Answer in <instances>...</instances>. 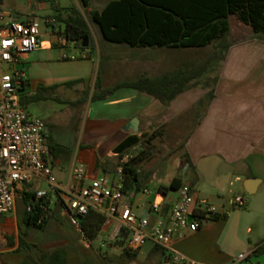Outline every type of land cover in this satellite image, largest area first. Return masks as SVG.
<instances>
[{
	"label": "crops",
	"instance_id": "1",
	"mask_svg": "<svg viewBox=\"0 0 264 264\" xmlns=\"http://www.w3.org/2000/svg\"><path fill=\"white\" fill-rule=\"evenodd\" d=\"M97 1L101 0H90L89 6L83 7L89 16L90 11H101L112 0H106L100 9L91 8ZM3 9L13 17L9 7L3 6ZM228 23L230 43L222 57H210L211 46L158 48L96 42L90 44L89 50L77 51L82 55L68 60L73 63L68 67L61 55L60 60L44 62H28L26 55L28 85L22 95L56 100L75 111L62 126L45 123L48 147L45 160L57 182L68 183L72 168L81 163L86 169L87 181L107 175L114 184L119 166L133 160L138 189L131 188L135 192L132 199L126 191L123 203L136 214L147 213L153 199L161 200L169 209L183 184L190 186L196 199L211 201L220 212L217 219L176 239L174 249L201 264H230L239 254H247L245 264H264V38L257 37L249 25L234 15L228 17ZM175 49L191 55L176 66L173 64L172 69L162 71L166 67L163 59L175 60ZM185 64L204 67L203 73L167 104L128 88L118 89L103 100L91 99L97 92V76L100 87L106 89L141 76L158 77ZM56 66L61 68L58 74L51 70ZM195 115L192 128L179 140L181 124ZM133 119L138 121L136 132L131 125ZM159 130L164 145L170 142L172 148L180 150L177 159L169 157L164 162L163 150L156 157L144 155V150L139 152L144 156L129 154L142 143L150 144L151 140L147 139L154 133L157 137ZM172 133L174 141H169L168 135ZM133 135L139 138L138 143L117 153L116 148ZM170 162L174 172L169 174ZM173 179L180 180L179 187L163 192L161 188ZM28 187L34 189L33 185ZM244 187L252 193L248 194ZM22 197L17 198L14 210L8 214L13 217L0 223L2 227L13 225V236L5 237L8 244L0 249V254H20L25 264H113L116 261L117 258H111L106 262V254L112 253L109 248L103 251L94 243L87 244L58 208L40 230L50 227L49 234L29 239L27 230L34 227L23 223ZM236 197L245 200L244 207L234 206ZM36 244H41L42 251H33ZM147 244L150 247L142 262L153 259L154 264H167L164 251L151 242ZM118 246L113 251L120 247L126 249V244ZM259 246V251L254 253ZM48 248L68 252L57 254L46 251Z\"/></svg>",
	"mask_w": 264,
	"mask_h": 264
},
{
	"label": "built area",
	"instance_id": "2",
	"mask_svg": "<svg viewBox=\"0 0 264 264\" xmlns=\"http://www.w3.org/2000/svg\"><path fill=\"white\" fill-rule=\"evenodd\" d=\"M44 33L52 36L51 44L61 50L62 59L75 60L82 55L71 51L76 42L66 39L62 21L54 17L39 21L33 15L20 21L3 9L0 0V215L11 213L17 198L28 193L31 195L30 203L25 206L27 212L37 205L41 210L38 218L46 220L58 208L87 244L97 240H89L81 228L88 211L103 215L105 221L113 219L116 227L109 241L98 242L99 250L107 248L126 230L125 248L129 253L151 242L164 251L167 264H201L174 249V241L217 219L220 212L211 201L196 199L189 185L178 188L169 209L161 200L153 199L147 213L138 215L123 203L121 165L114 184L107 175L87 181L81 163L72 168L68 183L60 184L54 179L45 160L48 152L45 122L32 116L20 103L26 79L24 57L39 47ZM36 182H44L48 188L27 189ZM233 203L237 208L245 206L241 197L234 198ZM246 259L247 254H239L230 264H245Z\"/></svg>",
	"mask_w": 264,
	"mask_h": 264
},
{
	"label": "trees",
	"instance_id": "3",
	"mask_svg": "<svg viewBox=\"0 0 264 264\" xmlns=\"http://www.w3.org/2000/svg\"><path fill=\"white\" fill-rule=\"evenodd\" d=\"M90 0H80L82 7H88ZM234 15L239 21L249 25L253 33L264 38V0H112L101 11H90V20L97 26L104 41L122 43L131 47L158 48H204L211 46L210 57H222L229 41L228 17ZM54 18L65 24V37L75 41L81 51L89 50L91 33L87 20L76 7L68 8L65 13ZM88 39V49L82 46L83 39ZM204 67L195 64H185L171 72L158 77L141 76L133 81L118 83L102 89L99 76L95 81V91L92 100H103L121 88L133 89L146 93L163 104L169 103L177 95L188 88V84L200 77ZM28 85L25 79L24 90ZM39 96H24L20 103L23 107L30 102L39 100ZM157 134L149 136L152 140ZM139 138L136 135L124 140L117 148L120 153L128 147L136 145ZM133 161V160H132ZM131 162L121 165L123 193L130 188L138 189V173ZM180 180L173 179L167 187L161 190H175ZM26 194L22 197L26 206L30 203ZM41 210L36 205L30 212L24 210L23 223L27 227L44 229L47 220L38 218ZM105 222V217L93 210L87 212L81 222V228L89 240L98 237ZM24 234H21L23 236ZM128 232L122 230L114 240L115 244L123 246ZM260 246L254 253L259 251ZM123 254L132 257L126 249Z\"/></svg>",
	"mask_w": 264,
	"mask_h": 264
},
{
	"label": "rangeland",
	"instance_id": "4",
	"mask_svg": "<svg viewBox=\"0 0 264 264\" xmlns=\"http://www.w3.org/2000/svg\"><path fill=\"white\" fill-rule=\"evenodd\" d=\"M106 0H101V1H97V4H91V8L93 9H100L104 4H105ZM1 4L4 7H9L11 9V13L13 15V18L17 17H23L26 18L29 15H33L34 17H36L39 21H42L43 19L49 18V17H55L58 14H64L65 11L68 8L71 7H76L77 9H80L81 13L83 14L84 18L87 20L90 30H91V43H98V44H108L110 42H106L104 40H102L100 34L98 33V31L96 30L95 26L92 24L91 20H90V16L89 13L87 11V9H84L80 3L79 0H35L32 3H28L26 0H1ZM43 30V27H42ZM51 40H52V36H50L49 34H44L43 37H41L40 39V48L37 51H33L31 53L28 54V62L30 61H39V62H44V61H49V60H60V55H61V51L58 47L53 46L51 44ZM77 51H80V48L77 47H73L72 48V52L73 53H77ZM168 51H166L167 53ZM175 60L174 59H163L162 63H164L166 65V67L164 66V68H161L162 71H166L169 69H172L174 66L173 64L179 63V61L183 60V59H188L189 56L191 55V52L188 51H181L180 49H175ZM66 62L65 64H67L68 66H73V63H69L70 61H64ZM5 70H8V68H4ZM52 71H55L56 74H58L61 70L60 66H56L55 68L51 69ZM67 71H70V69L68 68ZM47 73L49 74L50 72ZM214 74V73H212ZM26 109L27 111L34 117H38L40 119H42L45 123H57L58 125H64L66 122H68L69 117L73 115V113L75 112L74 109L72 107H69L63 103H60L56 100H52V99H39L33 102H30L26 105ZM200 109V108H199ZM196 119V115L194 117H192V119L187 120L185 122H183L180 126V136H179V140H183V136L187 134V132L192 128V124L194 123ZM158 136L151 140L148 145H144V143H142V145L137 146L135 149L130 151V155H135L137 156L138 154L141 155L139 152L141 150H144V155L150 154L152 157H156L159 155V151L163 150L161 152V157L163 159V161L165 162L167 158H176V155L179 154L180 150H176L177 148H172L169 144L170 142H168L169 144L164 145L163 144V137H161L162 132L159 130L158 131ZM160 134V135H159ZM168 139L169 141H174V136L173 133L168 135ZM147 138L143 139V142L146 140ZM164 145V146H163ZM141 155V156H144ZM172 164L170 162L171 167H169L168 169V173H172L174 172V168L172 167ZM165 165V164H164ZM169 165V166H170ZM52 175L55 179V176L52 172ZM56 180V179H55ZM155 187V186H153ZM33 188H37V189H47L48 186L44 183V182H36L33 185ZM27 189L32 190V187H27ZM156 189V188H155ZM135 192L134 189H128L127 190V197H131V199L134 197ZM162 197V196H161ZM23 207V204L21 203V205ZM58 210H56L53 215L57 212ZM140 211H138L139 213ZM52 215V216H53ZM13 217V214L11 215H1L0 216V223L3 222V220H10ZM63 217V216H62ZM51 218V217H50ZM64 218V217H63ZM65 222V221H64ZM67 224V223H66ZM21 227L23 228L24 226L21 224ZM116 227V222L111 219V218H107L105 223L102 226V229L99 232V236L97 238V240L94 242V244L96 246H98V242L100 240H104V241H109L110 237H111V232L115 229ZM50 227L45 230V231H40L36 228H29L27 230V237L29 239H32L34 237H43L46 236L47 234H49L50 231ZM13 236V225L11 226H6V227H2L0 225V249H2V247H6V245L8 244V240L5 239V237H11ZM127 239L125 241L124 244H126ZM123 244V245H124ZM37 247H35L33 249V251L35 252H40L42 251L41 248V244H36ZM119 244H115L111 243L107 246V248H109L110 252H112L111 254L108 253L106 254L105 259L107 260L106 262H109L111 260V258H117L115 262H113V264H154V260L150 259L148 263H143L142 261H144V257L146 255L147 250L150 247V244H147L139 253H132V257H135V259H129L126 256H124V254L122 255V252L124 249H122L121 247L118 248V251H113V247H117ZM119 247V246H118ZM46 251L49 252H53L57 253V254H61V253H67L68 251L65 249H55V248H48L45 249ZM118 252V253H117ZM135 254V255H134ZM20 255V254H18ZM18 255H14V254H10V253H1L0 254V264H25V259L21 258ZM137 258V259H136ZM132 261V263H131ZM36 264V263H35Z\"/></svg>",
	"mask_w": 264,
	"mask_h": 264
},
{
	"label": "water",
	"instance_id": "5",
	"mask_svg": "<svg viewBox=\"0 0 264 264\" xmlns=\"http://www.w3.org/2000/svg\"><path fill=\"white\" fill-rule=\"evenodd\" d=\"M82 46H83L84 48L88 49V39H87V37H85V38L83 39ZM137 124H138L137 119H133V120L131 121V125H132V127H133V131H134V132L137 131ZM248 181H251V180H248ZM248 184H250V183L248 182ZM244 188H245V191H246L248 194H251V193H252L251 190H250L249 188H247V187H244Z\"/></svg>",
	"mask_w": 264,
	"mask_h": 264
}]
</instances>
